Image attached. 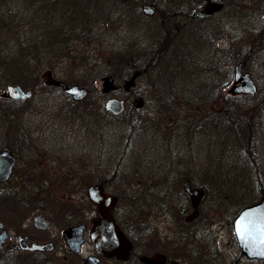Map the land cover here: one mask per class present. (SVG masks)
I'll list each match as a JSON object with an SVG mask.
<instances>
[{"label": "rangeland", "instance_id": "1", "mask_svg": "<svg viewBox=\"0 0 264 264\" xmlns=\"http://www.w3.org/2000/svg\"><path fill=\"white\" fill-rule=\"evenodd\" d=\"M262 1L242 0V5H234L228 12L230 17L222 11L213 29L205 25L193 31L184 26L183 33L180 29L174 34L172 26L166 34L159 19L145 18L142 4L153 7L152 11L155 3L167 14L184 13L192 9L190 0H55L45 10L39 7L42 0H0V56L25 61L26 54L18 49L26 33L42 64L35 66L41 81V74L48 70L55 78L90 89L87 99L78 102L43 79L26 103L31 109L29 119H53L49 136L55 145L67 140L72 163L65 180L70 177L71 183L89 189L114 172L105 192L120 195L118 217L129 216L127 228L139 221L148 229L128 259L102 257L101 264H146L140 256L160 259L161 254L171 259L165 264L176 260L178 264H264L258 262L264 260H250L240 253L232 226L247 201L242 199L257 195L243 193L244 182L239 185L228 180L231 167L240 168L244 160L232 139V120L239 121L238 127L245 133L253 118L262 115L257 106L259 98L264 101V6L258 5ZM138 9L137 15L132 13ZM226 16L227 21L219 24ZM24 20L28 22L24 24ZM58 25L61 34H67V45L38 47L46 38L43 33L55 31ZM167 35H174L169 42ZM192 53L198 56L190 59ZM128 62L135 70L153 63L157 69L147 68L130 87L133 98L144 99L141 107L134 108L130 97L119 114H111L104 105L107 99L129 95L122 90L101 92V77L112 74L120 84L132 72ZM235 66L239 69L236 80ZM2 67L0 91L11 83L9 78H22L17 73H1ZM189 68L193 71L186 70ZM244 73L255 85L253 92L245 87ZM33 77L28 82L33 83ZM166 87L171 90L160 93ZM16 103L0 97V121L3 106L9 110ZM186 177L191 183L188 188L194 186V192L189 189L192 193L205 189L195 205H199V214L188 220L184 216L194 206L182 189ZM69 193L67 210L77 215L79 199L84 194L88 200V190ZM150 198L156 200L155 205L149 204ZM3 209L0 203V218ZM95 215L93 211L92 217ZM68 248L66 259L53 253L54 262L36 256L25 257L22 263L84 264L81 260L89 253L87 244L81 253Z\"/></svg>", "mask_w": 264, "mask_h": 264}, {"label": "flooded vegetation", "instance_id": "2", "mask_svg": "<svg viewBox=\"0 0 264 264\" xmlns=\"http://www.w3.org/2000/svg\"><path fill=\"white\" fill-rule=\"evenodd\" d=\"M254 1L256 0H251L252 3ZM190 4L192 7L191 11H185L184 13L182 11L167 14V10L160 9V4L157 5L155 3L154 11L148 14L145 13L146 3H143L140 9L144 13L145 18H153L156 21L159 19L160 25L165 32L167 27L171 28L173 26L174 34H176L180 29H182L181 33H183L184 26L185 28L193 29V31L205 25L208 29H213L215 23H218L217 20L221 17L218 15L222 14V11H225L223 15H229L230 17V13L228 14V12H231L234 5H242V0H190ZM260 4L264 6V0L258 5ZM227 19L228 16L224 17L219 24L225 23ZM173 36L167 35L166 40L169 42ZM195 56H198V54L192 53L189 58H195ZM132 66L134 65L132 64ZM133 69L135 68L132 67V71H134ZM237 70L239 69L235 66L233 75V79L235 80L237 78ZM41 77L46 79L45 74H41ZM125 78H123L120 84H117L115 91L122 90L128 93L129 96L124 98L110 97L122 100L123 109L130 97L134 101L137 98L136 96L133 98L134 93L130 87L127 89L123 87ZM29 90L31 94L22 100L0 96L1 98L17 102L12 107H9V110H7V106L5 109L2 105L4 118L0 121V152H6L5 161L0 163V167L9 166L8 174L0 180V203L4 208V216L0 218V234L2 235L0 236V264H23L22 262L25 257L42 256L49 259L53 253L66 259L68 248L67 228L79 224L84 225L82 246L87 244L89 248L88 254L94 253L91 243L87 242V240L89 241L92 214L95 211L93 204L90 201L88 202V193L86 194L88 200L82 194L83 192L81 193L78 212H76L77 215L67 210V200L72 197L70 196L71 193L67 194V192L87 191L88 189H83L71 183L70 177L68 181L65 180L67 173L71 172L72 155L70 153V146L67 145V140L60 146H57L55 145V141L49 136L50 128L53 127V119L48 117L42 121L28 118L31 109H29V105L26 103L33 96L34 89L29 88ZM170 90L168 88L159 89L160 93ZM89 91L90 89L88 88V93L83 100L87 99ZM134 101L131 102L134 108L141 107L144 104L143 98H141L139 106ZM32 112H34L33 109ZM146 117L147 112L144 115L145 119ZM101 133L99 132L100 135ZM99 172L101 173V171H95L96 174L100 175ZM112 175H114V172ZM109 179L111 178L109 177ZM185 180L189 183L190 179L186 177L181 184L188 200L190 197L198 198L197 194L199 190L196 193H192L194 190L191 188L194 186L188 188V186H191V183L186 184ZM93 185H101L104 191H108L102 182H96ZM202 189L201 195L203 194L204 196L205 189ZM113 195L116 197V202L112 215L118 222L114 210L117 208L120 195L116 192ZM148 201L150 205L156 204V200L153 198L148 199ZM189 201L190 205L194 204V200ZM198 206L184 216L185 220L199 214ZM191 208L193 207L191 206ZM183 209L186 210L187 207ZM67 218H69L68 221ZM72 221L73 223H71ZM67 222H69V225H67ZM56 223L61 226L56 225ZM53 228H55L54 231ZM121 229L125 232L122 227ZM125 234L127 235L126 232ZM23 236L29 241L44 244L45 247L35 250L22 248L21 242L24 239H20V237ZM52 260L53 262L56 261V259ZM160 260L164 264L171 261V259L168 260L163 254H161Z\"/></svg>", "mask_w": 264, "mask_h": 264}, {"label": "water", "instance_id": "3", "mask_svg": "<svg viewBox=\"0 0 264 264\" xmlns=\"http://www.w3.org/2000/svg\"><path fill=\"white\" fill-rule=\"evenodd\" d=\"M153 8L146 9L151 11ZM47 82L61 88L64 93L69 94L73 99L79 100L88 93V88L76 83L68 84L62 79L52 77L50 71H46ZM140 73L136 70L127 79L123 87L129 88L134 84L135 77ZM239 73V72H238ZM245 87L247 91L253 92L255 85L248 73H244ZM102 80V91L107 92L116 88L114 79L110 74L104 75ZM14 99H25L31 94L29 89L24 90L19 84H8L1 93ZM141 98H136L135 103L140 105ZM106 108L114 113H119L123 109V101L110 98L106 101ZM6 152H0V163L5 161ZM9 172V166L0 167V180L5 178ZM90 200L96 208V215L91 221L89 238L96 254H89L82 258L84 264H101V257L126 259L131 249V241L121 230L116 220L111 214V210L116 202V197L103 191L101 185L91 186L88 190ZM201 193V191H200ZM197 196V195H196ZM234 232L241 252L249 258L264 259V196L258 201L243 207L233 221ZM83 224L73 225L67 228V244L74 253L81 251L83 242ZM0 236H2L0 234ZM21 242V247L29 250L43 249L44 244L29 241L26 237ZM140 260L146 264H163V261L153 256L142 255ZM170 264H178L172 261Z\"/></svg>", "mask_w": 264, "mask_h": 264}, {"label": "trees", "instance_id": "4", "mask_svg": "<svg viewBox=\"0 0 264 264\" xmlns=\"http://www.w3.org/2000/svg\"><path fill=\"white\" fill-rule=\"evenodd\" d=\"M33 1H37V0H33ZM53 2H55V0H42V4L39 5L40 9L45 10L47 7L52 6ZM65 2V1H64ZM39 9H37L38 11ZM74 10L75 8H73L71 10V16L73 18L74 16ZM85 10V9H84ZM35 14V13H34ZM29 15V14H28ZM28 21L24 20V24L27 23ZM33 21H29V23L32 24ZM47 24H45L46 26ZM58 28L55 29V31L53 30L52 32L48 33L45 32L43 33V35L46 37L45 40L43 42H41V45L38 47H44L46 44L50 49L55 48L56 45H60V44H64L67 45V34L65 32H63V34H61L60 30H59V25L57 26ZM55 28V27H54ZM64 31V30H63ZM23 42L20 46L19 52L21 54H26L27 58L25 61H19V60H9L6 59L2 56H0V65L3 66L2 67V72H6V73H17L19 75H22V78H17L13 77L12 79L9 78V82H17L20 83L21 85L26 84L27 86H30L31 88H35L37 87V84H41V78L37 77V75L39 73L36 74V65H38L39 67H41V62L40 59L37 58V54L35 53L36 51L34 50V47L36 46L35 44L30 45L29 44V37H27V34L25 33L22 36ZM2 42H1V38H0V46H1ZM45 44V45H44ZM63 48V47H62ZM38 50V49H37ZM55 54V53H53ZM52 54V56H53ZM161 56V53H160ZM32 59V60H30ZM29 61H34V63L29 62ZM138 61H135L136 64H138ZM31 66H30V65ZM135 64V65H136ZM193 64V63H192ZM157 63H153L152 65L148 64V65H143V67H141V71L142 74L146 73L147 68H151L152 66L154 67V69H157L156 67ZM150 66V67H149ZM193 70H194V64L192 65ZM36 68V69H35ZM187 71L190 70V72H192L193 70H191V68L186 69ZM186 71V72H187ZM189 72V73H190ZM27 74V77H23L24 74ZM30 76H34L33 78V83L28 82V79H32L30 78ZM38 80V81H37ZM48 85V84H47ZM197 85V84H195ZM166 86V84H165ZM161 87V86H160ZM214 87V86H213ZM167 88V87H166ZM194 96V94H193ZM249 96V98H256V97H260V94L257 96H253V95H247ZM262 96H264V94H262ZM203 95L201 94L199 96V98H202ZM260 99V98H259ZM257 100V103H260L258 106V111L262 113V115H259L257 117H255L256 120H252V122L250 123V125L247 127V131H245V133H243L244 131H242V128H239V121L236 120H232V124H233V128L236 129H232L233 132V137L232 139H236V144L240 147L241 149V153L244 155V160L241 161V164L239 167L233 168L231 167V174L229 175V182H231L232 184L237 182L239 183V185H241V182H244V185H241V191L243 193H247V192H253L257 195V198H243V202H245V204H249L252 203L256 200H258L260 197L264 196V101L263 100ZM219 101V100H218ZM235 104H238V102H234ZM255 105V104H253ZM259 119V120H258ZM250 122V121H249ZM239 126V127H238ZM238 129V130H237ZM250 171H254V173H249ZM115 175L110 176V178L114 177ZM109 178L108 180L101 181L103 186L107 189L108 188V184H109ZM201 201V200H200ZM239 207V206H238ZM114 214L115 217L118 219L119 224L121 225V227L125 230V232L127 233V235L129 236V238L132 240L133 242V247H135L136 245L141 243V235L142 232H147L148 229L145 226V224H142L139 221H134V223L130 224V227L127 228V223L128 221L126 219H129V216L124 217L123 219L118 217V213H117V208L116 210H114ZM137 215V214H136ZM136 218H139L138 216H136ZM125 221H127V223H125ZM134 229L139 230V232H133ZM260 263H264V261H258Z\"/></svg>", "mask_w": 264, "mask_h": 264}]
</instances>
